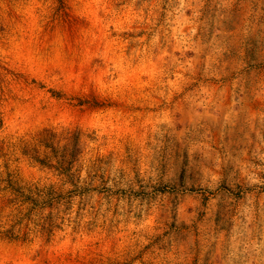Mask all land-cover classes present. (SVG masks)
<instances>
[{
    "label": "rangeland",
    "instance_id": "1",
    "mask_svg": "<svg viewBox=\"0 0 264 264\" xmlns=\"http://www.w3.org/2000/svg\"><path fill=\"white\" fill-rule=\"evenodd\" d=\"M0 264H264V0H0Z\"/></svg>",
    "mask_w": 264,
    "mask_h": 264
}]
</instances>
